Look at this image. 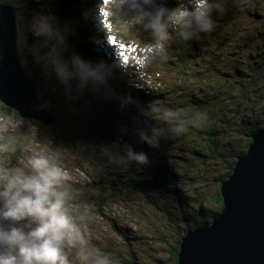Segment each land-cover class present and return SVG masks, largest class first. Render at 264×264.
I'll return each instance as SVG.
<instances>
[{"label": "trees", "instance_id": "trees-1", "mask_svg": "<svg viewBox=\"0 0 264 264\" xmlns=\"http://www.w3.org/2000/svg\"><path fill=\"white\" fill-rule=\"evenodd\" d=\"M31 1L32 0H0V4L7 5L16 10L19 16L18 23L21 28L22 26L26 27L29 22V20H25V11L28 12V16L30 17L35 12L33 6L31 7ZM86 2L88 5L87 7L92 6V0H51L49 5L53 10L52 12H54L61 21H69L72 18L73 21L78 24L77 34L70 41L72 50L93 63L103 61L111 66L112 75L108 81L109 90L107 93L88 89L81 94L76 91L74 87L72 94L73 98L68 99L65 95L63 86L56 85L41 77L40 70L32 61V57L29 53L31 45H28L26 48L21 44L18 45L19 55L23 60L29 76L37 83L42 101L54 107L66 105L73 111L77 110L81 112L80 118L77 120L71 118L67 122L70 126L71 123L74 122L71 127L63 126L67 128H63L60 131L63 135H67L72 139L73 144L69 141L65 143V150H73L74 147L77 150L79 149L77 152L81 150L85 151L87 146V157H90L89 168L92 171V184H89L86 188L75 186L76 189L73 188L69 191L71 198L66 204V210L76 219V222L82 225L86 230L87 248L85 251L95 249L99 251L100 254L109 257L112 264H177L183 237L188 232L198 227L210 225L213 219L223 210L224 204L221 195L222 184L228 180L229 176L233 173L238 159L248 152L253 141L252 136L264 130V19L258 21L254 20L257 22H250L253 21V19L249 20L248 15L245 16V14H242L243 16H240V23H244L245 26L237 27L236 23L235 25L231 24V26L229 25L230 23H227L226 18H222L223 21L227 23H222L227 29V35L214 41V45L218 47L215 48L213 56L220 63L224 62L226 64V62H229L228 69L229 71H234V73L231 74V76L223 73L214 74L208 68L206 74L209 73L212 75V81L209 80L205 83L207 85L206 87L213 90V94H211L204 103L208 107L207 111L213 108L222 110V100L225 101L228 96H231L230 100L233 105H235V111L237 113H242L238 119H241L240 122L245 124L248 131L243 133L241 137H235L236 142L240 143L238 144L239 147L243 148L241 152H238V145L235 146V149H231L229 143L226 141L220 142V138L215 131L208 132L206 137L201 136L200 128H197L196 132L193 133L190 129L195 125V120L204 118L206 115L202 113L205 110H202V106H197L194 104V101H191V112L188 116L184 117L187 122L184 123L183 128H186L185 131H187L188 137L191 135L197 138L207 158H216L220 163L222 162L225 173L219 178V186L205 198L214 206L211 219L206 220L204 223H198L195 222V220L193 223L186 221L184 227H182L183 229H181L179 227L181 225L177 218L171 216L167 208L163 210L161 208L162 203L159 202L166 192L174 189L170 188L171 170L169 166H163L164 164L159 160V162L156 163L151 162L150 166H142L140 170L142 174L136 171L135 175L127 176L123 173L122 168H119V166L115 164H110L107 158L105 159L103 155L102 157L100 155L102 143H105L103 145L104 147L111 148L113 145L119 144V139H126L127 136L130 135L134 138L142 128L144 129L151 126V120H146L141 115V110H146L149 105L152 106V101L139 93V96L136 95L135 99H133L134 103L122 108L124 110L122 113H125L124 115H126V118L124 117L123 119L121 113L118 114L117 110L120 111V109H117V107L119 105L121 106V100L128 92H126L125 89L123 90V76L118 72L115 63L108 58V53L97 48V44L103 39L104 29L102 28L101 30L92 24H83L80 22V13L77 8H83ZM241 2L238 3L237 0H230L226 8L235 10L236 13V5H240ZM262 5L264 6V0ZM262 10L264 11V7ZM235 40L237 41L235 42ZM193 44L196 43L190 41L180 44V58L179 63H177V69L182 73V76L186 74V70L189 69L191 62L195 61L191 60L188 56L189 50ZM230 45H235L233 51L240 59V63L237 64V66L234 64L235 59L233 57L229 58L225 56L228 54L231 55V53H229L230 48L227 49ZM234 53L231 56H234ZM222 54H224V56H221ZM210 75H206L207 79H209ZM115 77L117 80H115ZM196 80L198 79L196 78ZM201 80L206 81L205 78H201ZM261 85H263V87H261ZM132 97H134V95H132ZM255 98H258L256 103H254L256 100ZM2 104L3 103L0 101L2 108V110H0V119L7 118V115L12 116L15 120L20 122L24 128L26 127L25 131L27 128H32V126H39L32 121L22 120L15 111L7 108L4 104L5 107H3ZM256 104H258L257 107L252 106ZM246 107L250 109L248 112H244V108ZM257 110V113H260L259 115L262 119L261 123L256 122L255 119L252 120L250 117L251 114L255 113ZM54 115L56 116V114ZM104 116L106 117L103 118ZM56 118L59 119L58 125L60 123L59 127L61 128L62 121L58 116H56ZM101 118L106 119V121H102ZM109 121H112L113 125L109 126ZM122 122L129 126L132 125V129L128 131L129 135L123 133L126 138L122 137L123 134H121L122 129L120 125ZM138 124L143 125L142 128H140ZM38 128L41 131H53L56 138L60 139L61 133L57 131V126L51 128L39 126ZM29 138H27L28 141H33L31 137ZM27 139L24 133L15 135L14 132L9 131L8 134H4L1 145L5 146L6 155L15 158L14 155L16 153L17 162L22 159L20 156L21 153H27L28 148L25 146L26 144H24L25 142L28 143ZM90 139L97 142L96 145H93L96 149L90 150V147L87 145ZM46 140H48L47 146L44 144ZM243 141L244 143H242ZM35 143L41 145V149L44 153L54 152L55 147H57L54 145V140H49L47 138H45V140H39L38 142L35 141ZM113 151H115V149H113ZM160 152L162 155L158 156V158H163L164 154L162 148ZM144 153H146V150ZM194 157L196 156L194 155ZM65 163L68 164L67 161H65ZM229 164L230 167H227ZM130 167L131 166H129V168ZM160 173H163L162 180L164 182L162 185H156V182L160 180ZM96 174L97 177L95 176ZM167 181L168 184L166 185ZM173 193L175 192H172V195ZM132 195H137L136 201L131 200L132 198L128 199L129 196ZM174 198L178 199L179 197ZM200 207L203 208L204 206L201 205ZM147 208L153 211V217L157 225L162 229L161 239L160 236H158L161 244L160 249L165 252L167 262H163L162 260L159 261L158 259H155L154 262L152 254L150 256L144 255L147 263H143V249L147 247L146 244H143L147 234L139 233L137 229L142 228V226L145 228L153 227L149 226V222L144 216ZM112 210L114 212H112ZM175 227L183 231V236L180 238L176 237L177 239L174 244L169 247L167 238H165V233H167V231L170 232V230L173 231ZM163 231H165V233Z\"/></svg>", "mask_w": 264, "mask_h": 264}, {"label": "clouds", "instance_id": "clouds-1", "mask_svg": "<svg viewBox=\"0 0 264 264\" xmlns=\"http://www.w3.org/2000/svg\"><path fill=\"white\" fill-rule=\"evenodd\" d=\"M40 7L29 18L28 31L35 38L29 48L32 61L43 79L63 86L68 99L75 90H109L112 68L103 61L93 63L72 50L70 41L77 34L76 22L61 21L49 8L51 0H34ZM169 8L168 0H92L91 7L80 11V22L102 30L111 24L116 35L130 33L150 37L144 45L142 63L166 62L173 43L199 40L211 33L216 24L213 14L224 12L223 0H176ZM103 10L107 21L101 19ZM104 16V15H103ZM2 60V57H0ZM134 103L131 97L121 100L124 108ZM42 102L36 111L46 109ZM159 110L148 106L141 110L146 120L154 121L138 132L139 140L151 148H159L165 130L156 119ZM169 114H163L167 121ZM126 129L122 132L126 133ZM115 149V151H113ZM104 147L110 164L127 169L150 163L147 153L136 152L124 144ZM67 172L53 158L32 154L26 164L10 168L0 176V264H112L109 257L87 248L86 230L66 210L71 198L67 188ZM74 253V254H73Z\"/></svg>", "mask_w": 264, "mask_h": 264}, {"label": "rangeland", "instance_id": "rangeland-1", "mask_svg": "<svg viewBox=\"0 0 264 264\" xmlns=\"http://www.w3.org/2000/svg\"><path fill=\"white\" fill-rule=\"evenodd\" d=\"M229 1L230 0H223V7L225 10L222 14H213L214 19L216 20L214 30L211 33L202 34L199 40L193 41L201 47L202 55L200 58L191 62L189 69L186 70V74L183 76L182 73L179 72V69H177V63H179L180 58V44L182 42L172 44V46L169 48V59L166 62L155 60L151 63L144 64L142 63L143 48L145 44L150 42L151 38L136 33H130L126 36L116 35L111 28L107 27V24H110L109 22L102 26L104 29L103 39H101V41L97 44L98 49H102L108 53V58H110V60L115 63V67L117 68L118 72L121 76H123V90L125 89V91L128 92L123 98L131 97L132 99H135V96H139L138 94L140 93V95L149 98V100L152 101V106L159 110L156 119L160 122V126L165 130V135L160 141L159 148L149 147L146 143H143L139 140L138 135L134 138L131 137V135L127 136L126 138L123 134L125 132H122V130V137L126 139H119V145L121 154H124L122 151L124 144L131 145V147L136 152H145L146 150L150 160V163L147 166H150L151 162L156 163L159 162V160L162 161L164 164L163 166H169L171 170L170 188L174 189H171L169 192L165 191L166 194L160 199L159 202L162 203L161 208L163 210L167 208L169 213H171L170 215L177 218L179 224L181 225L179 226L181 229H183L182 227H184L186 221L193 223L195 220V222L204 223L206 220L211 219L214 212V206L211 205L210 202L205 198L219 186V178L225 173L222 162L220 163V161L216 160V158H207L206 154L200 147L197 138L191 135L188 137V133L185 131L186 128H183L184 123L187 122L184 117L188 116L191 112V101H194V104L197 106H202L203 109H201H205L202 113L203 115L204 113L206 115L204 118H198L195 120V125L190 129L193 133L196 132L197 128H200L201 136L206 137L208 132L215 131L220 138V142L226 141L229 143L231 149H235V146L240 144L236 142L235 137H241L243 133L248 131L245 124L240 122L241 119H238L242 113H237L235 111V105H233L232 101L230 100L231 96H226L227 100L225 101L222 100V110L213 108L207 111L208 107L204 103L206 100H208L209 96L213 94V90H211L209 87H206L207 85L205 83L209 80L212 81V75L209 73L206 74L207 69L209 68V70H211V72L214 74L223 73L231 76V74L234 73V71H229L228 69L229 62H226V64L224 62L220 63L213 56L215 48L218 47L214 45V41L227 35V29L224 27V25H222V23L226 22H224L222 18H226L227 23H230L229 25H235L236 23L237 27L245 26L244 23H240V16L242 17V14H245V16L248 15L249 20L253 19V21L250 22H257L258 20L264 19V11L262 10L264 7L262 5L263 0H237L238 3L241 1L242 2L240 5H236V13L235 10L226 8V5H229ZM30 4L35 10H38L40 7L34 2V0H32ZM49 4L45 5L44 7H47L53 11ZM87 6L88 5L86 2L84 7ZM77 9L80 13L82 8L78 7ZM24 17H26L25 20H29L30 16H28L27 11H25ZM101 19L105 20L103 14H101ZM69 22L74 21L71 18ZM112 36L117 38L116 45H113L110 41V37ZM18 40L19 45L21 44L24 46V48H26L28 45H31V47L34 46L35 38L28 31V25H26V27L22 26L21 28L19 26ZM236 41L237 40H235V42ZM228 48H230L229 53L232 55L234 53L233 50L235 45H230L227 47V49ZM231 55L228 54L225 56H228L229 58L233 57L235 59L234 64L237 66V64L240 63V59L235 53L234 56ZM221 56H224V54ZM206 75H210L209 79H207ZM196 78L198 80H196ZM201 78H205L206 81H202ZM115 80H117L116 77ZM261 87H263V85H261ZM132 95H134V97H132ZM257 100L258 98L254 101V103H256ZM47 104L49 110L56 114V116H58L62 121L61 128L59 127L60 123L56 128L60 133L61 129L67 128L63 126L71 127L74 124V122L71 123V126L67 124L71 118L77 120L81 117L80 111H73L66 105L54 107L49 103ZM2 106L5 107L3 104ZM252 106L257 107L258 104ZM117 109H120V111L117 110L118 114L121 113V116H123L124 119L126 115H124V112L122 113V111H124L122 107L119 105ZM0 110H2L1 105ZM244 110V112H248L250 109L246 107ZM257 112L258 110L251 114L250 117L252 120L255 119L256 122L261 123L262 119L259 115L260 113L258 114ZM164 113L169 114V119L167 121L163 120ZM105 117L106 116L103 118ZM103 118H101V120L106 121V119ZM95 119L97 120L96 117ZM57 120L59 121L58 118ZM108 123L109 126L113 125L112 121H109ZM153 123L154 121H151L150 125ZM138 125L140 128L143 126L140 124ZM38 127L39 126H32V128H27L25 131L26 127L24 128V126L12 116L7 115V118L0 119V176H2L4 172L10 168L23 167L26 164L28 157L35 153L50 156L57 163H59L62 168H64L69 177L67 181L68 191H71L73 188L76 189L75 186L86 188L89 186V184H92V171L89 168L90 157H87V146L85 151L81 150L77 152L79 149L77 150L74 147L73 150H65V143H68V141L72 143L71 137L61 133L59 137L60 139H57L53 134V131H41ZM120 128L126 129V134L129 135L128 131L132 129V125L129 126L128 124L122 122ZM9 131L14 132L15 135H21L24 133L26 135V139L31 137L33 140L28 141L27 139L28 143H24L28 148L27 153H21L20 156L22 159L17 162L16 153L14 155L15 158H13V156L6 155L5 146L1 145L4 134H8ZM45 138L55 141L54 145L57 146L54 149L55 153L52 151L49 153H44L41 149V145L39 143H35V141L38 142L39 140H45ZM47 143L48 140H46L44 143L45 146H47ZM96 143L97 142H95V140L90 139L87 145L90 147V150H92L96 149L93 147V145H96ZM242 143H244V141ZM104 144L105 143L101 144L100 155L101 157L103 155L105 159H108V157L102 151ZM161 148L164 157L158 158V156L162 155L160 152ZM238 148V152H241L243 149L242 147H239V145ZM193 154L196 157H194ZM65 161H67L68 164H66ZM130 166L131 167H128L127 169L122 168L123 173H125L127 176H132L133 174L135 175L136 171H139L138 173L142 174L140 171L141 167L136 166L135 164ZM227 167H230V164ZM95 176L97 177V174ZM159 176L160 180L156 182V185H162L164 182L162 180L163 173H160ZM167 184L168 181L166 182V185ZM172 192H175L173 193L174 196L172 195ZM136 197L137 195H132L129 196L128 199L132 198L131 200L136 201ZM174 197L179 198L175 199ZM201 205L204 207L201 208ZM113 210L112 212H114ZM144 216L149 222V226L153 227L145 228L142 226V228H139L140 231L137 229V232L147 234L143 244H146L147 246L146 248L143 247V263H147L144 255L150 256L152 254L154 262L155 259L167 262V256L165 252L161 251L160 249L162 229L159 225H157L155 218L153 217V211L147 208ZM180 228L175 227L173 228V231L170 230L173 235L168 231L167 233L163 231L165 233V238H167L169 247L174 244L178 237L180 238L183 236V231H181ZM158 235L160 236V239Z\"/></svg>", "mask_w": 264, "mask_h": 264}, {"label": "water", "instance_id": "water-1", "mask_svg": "<svg viewBox=\"0 0 264 264\" xmlns=\"http://www.w3.org/2000/svg\"><path fill=\"white\" fill-rule=\"evenodd\" d=\"M167 6L176 7V0ZM18 17L15 9L0 4V101L22 120L56 127L53 112L35 110L43 101L19 55ZM188 56L200 58L201 47L193 44ZM252 140L221 186L223 210L210 225L183 237L177 264H264V130Z\"/></svg>", "mask_w": 264, "mask_h": 264}, {"label": "snow or ice", "instance_id": "snow-or-ice-1", "mask_svg": "<svg viewBox=\"0 0 264 264\" xmlns=\"http://www.w3.org/2000/svg\"><path fill=\"white\" fill-rule=\"evenodd\" d=\"M109 2V0H104V3L107 4ZM103 15L105 17V21H107V17H108V13L106 10H103ZM108 28H111V24H107ZM110 41L113 45L117 44V38L115 36L110 37ZM121 47L123 48V46L121 45Z\"/></svg>", "mask_w": 264, "mask_h": 264}, {"label": "bare ground", "instance_id": "bare-ground-1", "mask_svg": "<svg viewBox=\"0 0 264 264\" xmlns=\"http://www.w3.org/2000/svg\"><path fill=\"white\" fill-rule=\"evenodd\" d=\"M108 245V244H107Z\"/></svg>", "mask_w": 264, "mask_h": 264}]
</instances>
